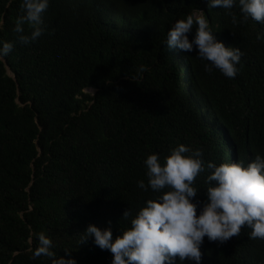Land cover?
Masks as SVG:
<instances>
[{"label":"trees","instance_id":"obj_1","mask_svg":"<svg viewBox=\"0 0 264 264\" xmlns=\"http://www.w3.org/2000/svg\"><path fill=\"white\" fill-rule=\"evenodd\" d=\"M20 4L0 0V40L15 38ZM195 9L241 49L234 78L167 47L170 25ZM44 19L38 41L0 58V264H48L32 258L41 232L77 264H111L80 234L110 221L115 238L123 211L156 195L137 186L151 152L182 143L217 164L264 155V24L234 25L205 0H50ZM206 175L194 182L196 202ZM250 231L222 245L205 237L201 264H264V240Z\"/></svg>","mask_w":264,"mask_h":264},{"label":"clouds","instance_id":"obj_2","mask_svg":"<svg viewBox=\"0 0 264 264\" xmlns=\"http://www.w3.org/2000/svg\"><path fill=\"white\" fill-rule=\"evenodd\" d=\"M49 5L50 0H21V13L14 21L15 38L0 40V58L7 57L17 44L30 45L45 34L48 28L44 14ZM205 7L227 10L234 25L249 19L264 24V0H205ZM234 8L239 10V19ZM165 42L169 49L182 53L195 51L206 62V72L218 69L232 79L240 71L241 49L226 46L215 37L204 9L176 19ZM143 164L147 184L139 180L137 186L151 189L156 195L135 213L128 208L123 211L121 218L127 226L120 228L115 238L110 221L104 228L90 223L80 234V242L91 237L100 249L109 250L113 254L111 264H201L205 237L222 245L239 236L242 226L251 229L250 239L264 240V155L258 153L247 163H206L202 149L181 143L164 157L156 152L147 154ZM205 172L206 199L196 202L193 198L199 188L194 182ZM36 240L33 259L44 257L48 264H77L68 254L71 249H64L65 256L58 255L52 239L43 232L36 234Z\"/></svg>","mask_w":264,"mask_h":264}]
</instances>
